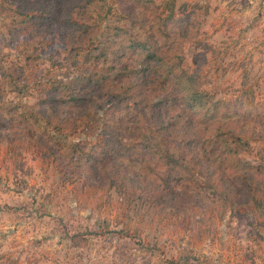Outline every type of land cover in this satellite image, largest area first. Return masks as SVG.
Wrapping results in <instances>:
<instances>
[{
	"label": "rangeland",
	"instance_id": "374dc122",
	"mask_svg": "<svg viewBox=\"0 0 264 264\" xmlns=\"http://www.w3.org/2000/svg\"><path fill=\"white\" fill-rule=\"evenodd\" d=\"M123 2L87 5L102 37L115 35L109 28L130 27L120 8L131 2ZM155 2L164 15L171 5L185 6L190 24L177 13L166 29L185 36L183 67L198 74L202 89L259 112L245 121L240 107L233 127L247 142L242 158L264 167V0ZM17 5L0 0V123L11 119L8 111L26 113L29 122L21 126L14 115L9 128H0V264H264L262 207L226 206L199 176L200 186L176 208L154 205L137 191L139 148L119 133L103 100L60 108L62 118L88 116L76 131L55 134L37 123L28 108L39 100L40 82L76 70L44 28L17 26ZM142 6L136 4L138 13ZM104 139L107 152L96 154L104 162L92 171L79 156ZM119 168L131 181L116 189L110 183L119 185ZM251 176L264 198V178Z\"/></svg>",
	"mask_w": 264,
	"mask_h": 264
},
{
	"label": "trees",
	"instance_id": "16d2710c",
	"mask_svg": "<svg viewBox=\"0 0 264 264\" xmlns=\"http://www.w3.org/2000/svg\"><path fill=\"white\" fill-rule=\"evenodd\" d=\"M30 1L18 0L16 10L22 19L17 26L44 28L49 43L56 44L76 70L48 74L40 82L39 100L28 106L39 118L34 123H43L55 134L76 131L88 116L62 118L60 108L101 99L116 114L113 122L119 133L136 141L140 170L133 185L150 203L178 207L190 190L200 186L199 176L213 184L226 206L252 204L264 209V198L258 196L260 189L251 176L264 178V167L242 158L247 142L233 127V113L240 107L245 108L244 115L240 113L245 121L246 114L259 112L246 103L217 100L202 89L197 73L184 69L185 36L166 28L177 13L182 14L181 23L190 24V16L183 15L185 6L176 10L171 5L164 15L155 0H128L131 5L120 8V17L130 27L109 28L115 35L102 37L96 19L88 17L87 5L94 0ZM23 3L25 7H20ZM137 3L143 5L139 13ZM8 114L11 119L16 115L21 126L29 122L26 113ZM11 119L0 128H9ZM109 144L101 140L79 158L95 171L104 162L96 154L106 153ZM118 179L119 185L110 186L120 189L131 181L120 168Z\"/></svg>",
	"mask_w": 264,
	"mask_h": 264
}]
</instances>
